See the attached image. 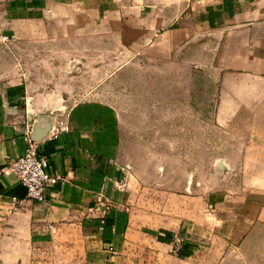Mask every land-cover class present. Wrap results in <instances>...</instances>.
<instances>
[{
  "label": "crops",
  "instance_id": "0c3cea01",
  "mask_svg": "<svg viewBox=\"0 0 264 264\" xmlns=\"http://www.w3.org/2000/svg\"><path fill=\"white\" fill-rule=\"evenodd\" d=\"M2 35L37 66L0 80V264H225L264 225V0H0ZM141 48L208 55L198 64L213 68L218 84L207 93L217 98L203 122L237 137L219 136L222 153L194 150L213 158L195 178L179 167L155 183L132 173L115 109L74 97L90 92L75 83L79 62L104 61L108 49L126 62ZM37 127V151L60 178L42 203L1 173ZM100 194L113 202L104 219L87 211Z\"/></svg>",
  "mask_w": 264,
  "mask_h": 264
},
{
  "label": "rangeland",
  "instance_id": "374dc122",
  "mask_svg": "<svg viewBox=\"0 0 264 264\" xmlns=\"http://www.w3.org/2000/svg\"><path fill=\"white\" fill-rule=\"evenodd\" d=\"M111 53L112 61L108 60ZM116 53L108 49L103 52L104 61L79 62L78 69L85 75L75 83L90 92L74 97L89 96L115 109L121 156L132 173L137 168L148 182L155 183L160 181L161 174L175 177L174 167L182 169L185 179L206 172L213 158L200 156L202 152L199 157L193 156L192 152L210 146L215 147L216 154L222 153L219 147L223 142L218 139L225 137L228 130L202 119L208 116L204 109L209 99L213 102L217 98L207 93L208 87L218 84L214 77L208 78L213 75V68L198 64L208 56L206 51L193 53L189 48L176 59L174 55L156 57L157 51L150 56L141 48L133 56L130 54L126 62L118 60ZM29 55L25 61L15 39L0 38V80L14 79L15 71L25 64L29 68L37 66L36 59ZM228 132L237 137L233 131ZM177 152L182 154L180 158L163 157ZM173 248L174 240L169 252L176 254ZM226 256L225 264H264V225L257 226L242 245Z\"/></svg>",
  "mask_w": 264,
  "mask_h": 264
},
{
  "label": "built area",
  "instance_id": "2783aa9c",
  "mask_svg": "<svg viewBox=\"0 0 264 264\" xmlns=\"http://www.w3.org/2000/svg\"><path fill=\"white\" fill-rule=\"evenodd\" d=\"M3 40L6 39L5 35L0 36ZM48 158L37 151L36 142L29 140L28 145L24 151L17 157L11 159L1 173L11 172L17 179L19 184L24 189L25 198L42 203L46 199V189L60 179L59 176L51 173L47 169ZM130 169V168H129ZM127 186V182L116 183L118 189H122ZM14 202L17 198L13 197ZM21 207V204H13L7 210L10 214ZM113 208V202L102 196L98 195L93 205L87 208L88 213H97L104 219L109 211ZM103 229V226H100ZM181 238L176 237L174 239L173 250L178 254L181 250Z\"/></svg>",
  "mask_w": 264,
  "mask_h": 264
},
{
  "label": "water",
  "instance_id": "95a60500",
  "mask_svg": "<svg viewBox=\"0 0 264 264\" xmlns=\"http://www.w3.org/2000/svg\"><path fill=\"white\" fill-rule=\"evenodd\" d=\"M38 132L39 131H38V127H37L36 131H35V136L33 135L32 138H31L32 140H37V137H38L37 135H39V134H37Z\"/></svg>",
  "mask_w": 264,
  "mask_h": 264
}]
</instances>
